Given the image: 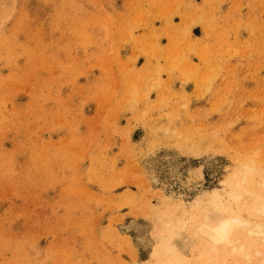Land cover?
<instances>
[{
    "label": "rangeland",
    "instance_id": "obj_1",
    "mask_svg": "<svg viewBox=\"0 0 264 264\" xmlns=\"http://www.w3.org/2000/svg\"><path fill=\"white\" fill-rule=\"evenodd\" d=\"M250 159L264 0H0V264H148L170 218L195 259L197 218L260 219Z\"/></svg>",
    "mask_w": 264,
    "mask_h": 264
},
{
    "label": "bare ground",
    "instance_id": "obj_2",
    "mask_svg": "<svg viewBox=\"0 0 264 264\" xmlns=\"http://www.w3.org/2000/svg\"><path fill=\"white\" fill-rule=\"evenodd\" d=\"M209 161L210 164L216 162L214 158H211ZM236 171V173H232L227 180L229 193L232 197L242 202L248 210L251 209L252 211L250 213L259 217V203L261 198L264 197V187H262V185H264V174L261 171L260 165L258 161L250 159L240 163ZM208 193L213 202L219 200L217 198H219L220 195L216 190H212ZM246 197L253 201L251 205L246 203ZM212 200L210 201L212 202ZM203 202L201 198H198L196 204ZM225 207L224 205V208ZM236 214L239 215L241 219L240 226L235 230L238 233L235 236V240L238 242L235 246L239 247L241 244H247L249 240L257 238L255 236L249 237L247 233L258 231V225L261 221L260 219H248L238 212H236ZM221 217H224V219L229 218V216L224 213L215 216L206 215L203 218L200 217L196 219L197 224H195V231L193 232L194 235L199 237L202 245L198 252H196L195 259L192 260L185 258L177 242L179 232L187 226L186 222L170 218L166 222L165 228L158 234V244L155 251L152 252V261L148 264H218L219 261L226 258V246L213 242L210 229L219 226V224L223 222ZM178 237L180 239L182 238L180 236ZM180 243L183 247L187 246L186 236H184ZM253 259L259 260V257L253 255Z\"/></svg>",
    "mask_w": 264,
    "mask_h": 264
},
{
    "label": "snow or ice",
    "instance_id": "obj_3",
    "mask_svg": "<svg viewBox=\"0 0 264 264\" xmlns=\"http://www.w3.org/2000/svg\"><path fill=\"white\" fill-rule=\"evenodd\" d=\"M264 187V185H262ZM222 211L229 216L228 219L221 217L223 222L219 226L210 229L212 240L215 244L226 246V258L219 261L218 264H264V197L261 198L258 208L260 224L258 231L248 232L249 237H257L249 240L247 244H241L239 247L235 236L238 234L235 230L241 224L239 215L232 209L223 208ZM249 212L252 210L249 209ZM253 255L258 256L259 260L253 259Z\"/></svg>",
    "mask_w": 264,
    "mask_h": 264
},
{
    "label": "crops",
    "instance_id": "obj_4",
    "mask_svg": "<svg viewBox=\"0 0 264 264\" xmlns=\"http://www.w3.org/2000/svg\"><path fill=\"white\" fill-rule=\"evenodd\" d=\"M194 31V30H193ZM203 36V35H202Z\"/></svg>",
    "mask_w": 264,
    "mask_h": 264
}]
</instances>
